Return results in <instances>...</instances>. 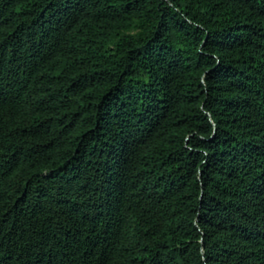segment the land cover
Segmentation results:
<instances>
[{
	"label": "trees",
	"instance_id": "16d2710c",
	"mask_svg": "<svg viewBox=\"0 0 264 264\" xmlns=\"http://www.w3.org/2000/svg\"><path fill=\"white\" fill-rule=\"evenodd\" d=\"M0 264H264V0H0Z\"/></svg>",
	"mask_w": 264,
	"mask_h": 264
}]
</instances>
